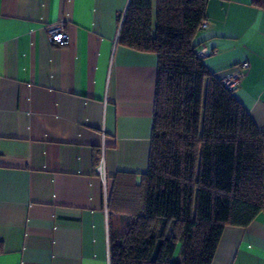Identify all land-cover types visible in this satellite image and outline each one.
I'll return each mask as SVG.
<instances>
[{
	"label": "crops",
	"instance_id": "0c3cea01",
	"mask_svg": "<svg viewBox=\"0 0 264 264\" xmlns=\"http://www.w3.org/2000/svg\"><path fill=\"white\" fill-rule=\"evenodd\" d=\"M129 0H0V264H110L118 173L147 170L157 58L118 45ZM64 22L58 47L44 27ZM207 69L264 133V0H209ZM101 166V174L98 169ZM211 264H264V210L225 227Z\"/></svg>",
	"mask_w": 264,
	"mask_h": 264
},
{
	"label": "trees",
	"instance_id": "16d2710c",
	"mask_svg": "<svg viewBox=\"0 0 264 264\" xmlns=\"http://www.w3.org/2000/svg\"><path fill=\"white\" fill-rule=\"evenodd\" d=\"M208 1L125 10L118 45L155 55L157 73L147 170L118 173L107 197L123 218L110 264H211L223 229L264 210V133L196 54Z\"/></svg>",
	"mask_w": 264,
	"mask_h": 264
},
{
	"label": "built area",
	"instance_id": "2783aa9c",
	"mask_svg": "<svg viewBox=\"0 0 264 264\" xmlns=\"http://www.w3.org/2000/svg\"><path fill=\"white\" fill-rule=\"evenodd\" d=\"M206 26H207V23H206V21H204L201 24V29H205ZM44 30H45L48 38L51 40V42L56 44L58 47L65 46L68 43L69 38L65 32L64 22L62 20L58 21L54 24L46 25L44 27ZM196 54L199 58H204L207 56V52H206V49L204 47L200 48ZM249 69H250L249 62H242V63L236 65L229 72L219 76V79L221 81L222 86L226 90L234 92L239 87V85L241 84L243 79L246 77ZM100 169H101V166L98 169L99 174H101Z\"/></svg>",
	"mask_w": 264,
	"mask_h": 264
}]
</instances>
